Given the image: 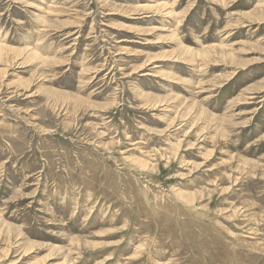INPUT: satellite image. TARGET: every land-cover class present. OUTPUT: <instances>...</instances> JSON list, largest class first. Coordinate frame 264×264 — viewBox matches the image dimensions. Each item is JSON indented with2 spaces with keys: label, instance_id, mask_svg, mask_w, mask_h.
<instances>
[{
  "label": "rangeland",
  "instance_id": "obj_1",
  "mask_svg": "<svg viewBox=\"0 0 264 264\" xmlns=\"http://www.w3.org/2000/svg\"><path fill=\"white\" fill-rule=\"evenodd\" d=\"M0 264H264V0H0Z\"/></svg>",
  "mask_w": 264,
  "mask_h": 264
}]
</instances>
